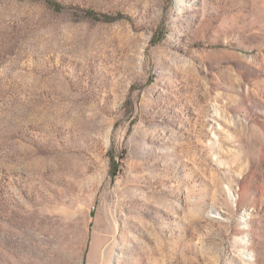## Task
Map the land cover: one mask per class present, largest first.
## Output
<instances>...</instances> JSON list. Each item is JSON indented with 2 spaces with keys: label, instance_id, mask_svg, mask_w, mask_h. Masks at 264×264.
<instances>
[{
  "label": "rangeland",
  "instance_id": "rangeland-1",
  "mask_svg": "<svg viewBox=\"0 0 264 264\" xmlns=\"http://www.w3.org/2000/svg\"><path fill=\"white\" fill-rule=\"evenodd\" d=\"M112 249L264 264V0H0V264Z\"/></svg>",
  "mask_w": 264,
  "mask_h": 264
},
{
  "label": "bare ground",
  "instance_id": "bare-ground-1",
  "mask_svg": "<svg viewBox=\"0 0 264 264\" xmlns=\"http://www.w3.org/2000/svg\"><path fill=\"white\" fill-rule=\"evenodd\" d=\"M112 248H114V247H112ZM112 252H113V249L110 251V254L108 255L107 263H109V264H111V261H112V258H113Z\"/></svg>",
  "mask_w": 264,
  "mask_h": 264
}]
</instances>
